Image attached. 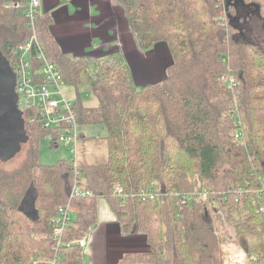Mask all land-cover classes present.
Masks as SVG:
<instances>
[{"label": "trees", "instance_id": "obj_1", "mask_svg": "<svg viewBox=\"0 0 264 264\" xmlns=\"http://www.w3.org/2000/svg\"><path fill=\"white\" fill-rule=\"evenodd\" d=\"M116 2L141 49L167 45L171 63L160 82L136 85L121 52L99 58L64 53L50 31V14H37L32 27L28 0H0L1 54L9 61L34 31L33 67L43 63L40 46L62 83L76 89L72 103L80 127L100 124L106 132L97 145L101 154L79 158L77 185L90 194L69 198V160L38 162L39 140L57 131L42 125L37 109L23 110L24 159L11 170L0 168V264H49L58 206L69 202L74 213L62 235L73 241L95 224L100 197L123 229L136 225L149 246L118 264H226L219 218L231 227L244 264H264V0ZM223 75L229 79L222 81ZM83 85L95 106L81 100ZM150 184L154 198L138 195ZM30 188L35 217L19 209ZM202 188L207 202L187 197L180 209L182 195ZM57 254L55 264H83L75 243Z\"/></svg>", "mask_w": 264, "mask_h": 264}, {"label": "crops", "instance_id": "obj_2", "mask_svg": "<svg viewBox=\"0 0 264 264\" xmlns=\"http://www.w3.org/2000/svg\"><path fill=\"white\" fill-rule=\"evenodd\" d=\"M39 2L38 12L50 14V31L64 53L75 58H99L121 52L136 85L155 84L164 78L165 69L171 63L167 45L158 42L147 51L141 49L129 29L123 8L116 0ZM80 130L83 137L79 146H84L91 134H85L82 127ZM48 137L53 147L59 146ZM89 232L82 252L83 264H118L125 254L149 250L146 236L137 231L136 225L123 229L108 200L103 197L97 201V219Z\"/></svg>", "mask_w": 264, "mask_h": 264}, {"label": "built area", "instance_id": "obj_3", "mask_svg": "<svg viewBox=\"0 0 264 264\" xmlns=\"http://www.w3.org/2000/svg\"><path fill=\"white\" fill-rule=\"evenodd\" d=\"M39 4V0H28L26 16L30 20L32 27L35 16L39 14ZM36 43L38 44V40L36 33L33 31L25 42L17 45L9 60L16 78L15 89L18 94V106L22 112L25 108L31 106L37 109V114L42 125L45 128H51L57 131L50 136L51 142L67 146L71 155L69 162L72 166L74 183L71 187L69 198L83 197L90 193L77 185L80 176L78 167L79 140L81 135L80 125L77 121L72 101L68 100L61 90V84L63 83L59 71L52 62L46 59L40 46H38V58L43 60V63L40 65L39 69L33 67L30 54ZM228 79V75H223L221 77L222 81ZM151 187L152 184H150L148 188H141L138 195L154 198L153 193H148ZM261 190H263L264 194V188ZM115 194L118 196L123 195V190L120 186L115 187ZM192 196L197 197L202 202H207L209 200V193L206 189L194 190L182 195V199L179 201L180 209L183 206L185 198H190ZM217 203L216 199H211L212 205L217 206ZM70 215L71 209L69 202L58 206L57 216L53 220L51 231L52 239L56 240V244L53 247L54 257L49 261V264H55V261L58 259L57 250L62 245L69 246L75 243L80 247L81 253L85 250L87 244L86 235L68 242L64 241L62 238L64 230L72 220ZM222 249L227 256L226 264H233L235 262L241 264L243 262L244 264L245 254L235 245L233 239H229ZM228 259L230 260L228 261ZM33 262L36 263V260H33Z\"/></svg>", "mask_w": 264, "mask_h": 264}, {"label": "rangeland", "instance_id": "obj_4", "mask_svg": "<svg viewBox=\"0 0 264 264\" xmlns=\"http://www.w3.org/2000/svg\"><path fill=\"white\" fill-rule=\"evenodd\" d=\"M235 18L236 16L233 17L232 19L233 23L235 22ZM236 22H238V18H236ZM61 90L68 100H71V98L73 99L76 97V89L71 85L61 84ZM79 94H80L81 100L83 101L85 105L95 106L97 104V99L92 94L89 86L87 85L81 86L79 88ZM82 130L84 131L85 134L90 133L91 135H90V138L87 139V142L84 143L83 149L79 151L78 157L80 158V156H82L84 153H89V152L90 154L91 152L93 154H101L102 148L97 145H99V143L104 144L103 136L106 133L104 127L100 124L84 125L82 126ZM25 149H26V144H22L20 151L16 155H14L12 158H10L7 161L0 160V168L8 171V170H11L19 166L24 159ZM70 158H71V155L68 151L67 146L63 144H59V146L53 147L50 144L49 137H44L39 140L38 142V162L40 164L50 165V164H55L57 161L61 159L69 160ZM32 197H33V189L30 188L29 194L27 195V199L24 200V202H22L20 205V208H22L23 211L27 213L32 210ZM70 218H73L72 213L70 215ZM218 228H219V233L222 234L226 242L229 239H233L232 237L233 233H232L231 227L226 224L223 218H219ZM89 234L90 232L86 234V240H88ZM229 260L230 259H228V261ZM233 264H241V263L235 262Z\"/></svg>", "mask_w": 264, "mask_h": 264}, {"label": "water", "instance_id": "obj_5", "mask_svg": "<svg viewBox=\"0 0 264 264\" xmlns=\"http://www.w3.org/2000/svg\"><path fill=\"white\" fill-rule=\"evenodd\" d=\"M242 1V0H240ZM16 78L10 62L0 52V160L7 161L16 155L28 136L25 130L23 112L18 106V94L15 89ZM19 209H22L19 207ZM23 210V209H22ZM27 213V212H26ZM37 215L32 210L27 213Z\"/></svg>", "mask_w": 264, "mask_h": 264}, {"label": "bare ground", "instance_id": "obj_6", "mask_svg": "<svg viewBox=\"0 0 264 264\" xmlns=\"http://www.w3.org/2000/svg\"><path fill=\"white\" fill-rule=\"evenodd\" d=\"M208 9V8H207ZM210 15V14H209ZM214 15V14H213ZM201 16V15H200ZM199 17V16H198ZM206 18V17H205ZM197 24V23H196ZM198 27V26H197ZM200 30V29H199ZM198 30V31H199ZM202 30V29H201ZM204 30V29H203ZM211 30V29H210ZM206 33V32H205ZM180 35V34H179ZM183 35V34H182ZM192 40V39H191ZM178 41H180V40H178ZM189 41V40H188ZM193 41V40H192ZM183 42V41H182ZM181 42V43H182ZM188 44V43H187ZM190 45V44H189ZM196 47V46H195ZM208 47V46H207ZM192 50V49H191ZM200 50V49H199ZM190 51V50H189ZM193 53V52H192ZM199 54V53H198ZM218 56V55H217ZM39 59V58H38ZM187 59V58H186ZM189 60H191V59H189ZM213 60V59H212ZM41 63V62H40ZM201 64H202V62H201ZM195 67V66H194ZM182 68V67H181ZM203 69V68H202ZM206 70V69H205ZM204 71V70H203ZM180 73V72H179ZM194 75V74H193ZM75 76V75H74ZM185 76V75H184ZM78 77V76H77ZM119 77V76H118ZM209 77V76H208ZM190 78V77H189ZM125 79V78H124ZM193 79V78H192ZM209 79V78H208ZM69 80V79H68ZM84 80V79H83ZM200 81V80H199ZM198 81V82H199ZM204 81H205V79H204ZM207 81V80H206ZM201 82V81H200ZM194 87V86H193ZM132 91V90H131ZM123 93V92H122ZM114 95V94H113ZM125 95V94H124ZM178 95V94H177ZM140 97V96H139ZM116 98V97H115ZM113 99V98H112ZM123 104V103H122ZM134 107V106H133ZM28 109V108H27ZM31 109V108H30ZM29 109V110H30ZM129 109V108H128ZM79 110V109H78ZM32 112H33V109H32ZM33 114V113H32ZM77 118V117H76ZM78 121V120H77ZM28 123V122H27ZM32 128V127H31ZM43 131V130H42ZM45 131V130H44ZM190 132V131H189ZM63 164V163H62ZM14 189V188H13ZM41 190V189H40ZM10 192H11V190H9ZM17 193V192H16ZM41 193V192H40ZM17 195V194H16ZM41 195H43V194H41ZM36 198V197H35ZM39 199H40V197H38ZM42 198H44V197H42ZM10 201V200H9ZM3 202V201H2ZM42 206V205H41ZM44 208V207H43ZM0 209H2V208H0ZM16 215V214H15ZM24 217V216H23ZM9 219H10V217H9ZM160 220V219H159ZM8 223V222H7ZM25 223V222H24ZM32 223V222H31ZM11 236V235H10ZM10 238V237H9ZM161 240V239H160ZM5 248V247H4ZM156 255H157V253H156ZM159 257V256H158Z\"/></svg>", "mask_w": 264, "mask_h": 264}]
</instances>
